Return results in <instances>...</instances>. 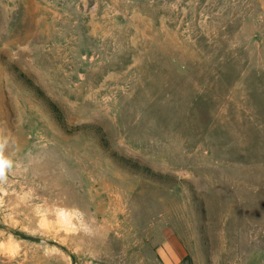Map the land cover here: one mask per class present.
I'll return each mask as SVG.
<instances>
[{"label":"rangeland","instance_id":"1","mask_svg":"<svg viewBox=\"0 0 264 264\" xmlns=\"http://www.w3.org/2000/svg\"><path fill=\"white\" fill-rule=\"evenodd\" d=\"M0 264H264V0H0Z\"/></svg>","mask_w":264,"mask_h":264},{"label":"clouds","instance_id":"2","mask_svg":"<svg viewBox=\"0 0 264 264\" xmlns=\"http://www.w3.org/2000/svg\"><path fill=\"white\" fill-rule=\"evenodd\" d=\"M9 141L0 136V183L6 181L9 171L13 167V161L6 155Z\"/></svg>","mask_w":264,"mask_h":264},{"label":"water","instance_id":"3","mask_svg":"<svg viewBox=\"0 0 264 264\" xmlns=\"http://www.w3.org/2000/svg\"><path fill=\"white\" fill-rule=\"evenodd\" d=\"M246 264H262L261 260L257 256H253Z\"/></svg>","mask_w":264,"mask_h":264}]
</instances>
